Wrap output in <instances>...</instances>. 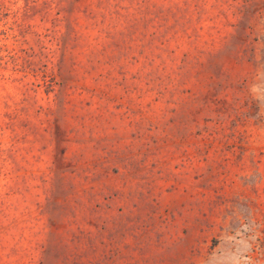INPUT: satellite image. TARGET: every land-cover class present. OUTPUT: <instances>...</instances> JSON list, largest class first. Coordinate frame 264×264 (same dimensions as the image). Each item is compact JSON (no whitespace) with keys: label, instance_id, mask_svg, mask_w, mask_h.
Listing matches in <instances>:
<instances>
[{"label":"rangeland","instance_id":"rangeland-1","mask_svg":"<svg viewBox=\"0 0 264 264\" xmlns=\"http://www.w3.org/2000/svg\"><path fill=\"white\" fill-rule=\"evenodd\" d=\"M0 264H264V0H0Z\"/></svg>","mask_w":264,"mask_h":264}]
</instances>
